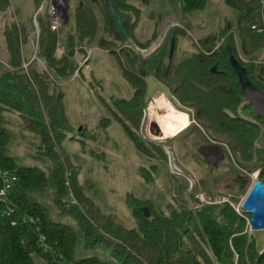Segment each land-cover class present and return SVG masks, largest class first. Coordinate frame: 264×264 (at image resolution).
I'll list each match as a JSON object with an SVG mask.
<instances>
[{
    "label": "trees",
    "instance_id": "trees-1",
    "mask_svg": "<svg viewBox=\"0 0 264 264\" xmlns=\"http://www.w3.org/2000/svg\"><path fill=\"white\" fill-rule=\"evenodd\" d=\"M43 1L33 0L38 7ZM225 1L237 11L236 29L229 28L227 23L216 34L199 38L193 43L195 51L177 60L180 39L188 33L184 26H172L163 43L147 58L136 57L127 46L111 9L124 20L130 45L148 49L157 36L152 35L145 43L135 37L141 16L139 8L127 0H74L71 22L60 33L66 48V54L60 59L55 56L58 34L50 30L44 18L36 16L40 28L37 56L46 62V71L36 61L31 62L27 70L22 67L21 44L27 40L26 26L9 21L10 0H0L7 64L13 68L10 70L0 64L3 70L0 73V168L18 176L10 192L15 205L12 217L15 224L12 219L2 218L0 203V264H36V258L45 264H264V249L260 253L247 231L245 217L250 214L242 211L244 216L239 215L226 202L207 204L198 210L168 204L161 210L155 209L149 199L141 200L128 194L137 228H127L112 214L97 207L93 199L83 195L77 184L81 168L62 145L73 129L66 117L64 92L56 85L54 77L71 78L79 65L75 54L85 55L87 49L98 47L114 55L135 90L130 106L124 107L122 115L114 116V120L121 124L141 154L167 158L162 144L144 139L138 132L143 108L150 101L146 78L152 76L180 108L193 110L195 123L213 142L229 149L236 165L233 172L259 169L258 180L264 182V156L260 160L255 155V145L261 136L260 122H264V118L252 111L248 94L229 63L227 49L231 47V54L246 68L250 81L264 95V34H257L251 28L261 22L262 0ZM205 4V0H191L187 7L198 10ZM236 39L246 61L238 55ZM241 107L258 121L243 117L239 113ZM8 110L20 115L27 131L40 136L38 158L51 163L50 174L35 164L19 165L9 154L11 135L4 126V112ZM107 123L105 118L102 124ZM66 181L70 182L78 205L64 199L69 193ZM51 187L53 204L62 208L58 215L76 219L83 235L82 247L103 245L109 249L113 260L96 255L76 257L80 239L74 227L54 219L51 210L42 203ZM145 206L149 208V218L143 211ZM65 209L72 215L64 214ZM23 218L35 221L24 222ZM42 236L46 238L47 249L40 242Z\"/></svg>",
    "mask_w": 264,
    "mask_h": 264
},
{
    "label": "rangeland",
    "instance_id": "rangeland-1",
    "mask_svg": "<svg viewBox=\"0 0 264 264\" xmlns=\"http://www.w3.org/2000/svg\"><path fill=\"white\" fill-rule=\"evenodd\" d=\"M189 1L191 0H151L145 3L143 0H127L141 10V16L135 29L136 36L134 35L137 40L145 43L152 35L157 36L148 49L127 44L135 52L136 57L147 58L163 43L168 34L166 29L172 26H184L188 32L178 44L177 60L195 51L193 43H196L199 38L216 34L227 23L229 28L236 29L237 11L227 5L225 0H205V7L198 10H189L187 7ZM43 3L38 7L33 0H10V7L7 10L8 20L17 21L26 26L27 40L21 44L25 62H29L34 56L35 46L29 36L35 30L36 25L39 27L36 16L38 15L40 19L44 18L48 26L47 4ZM73 7L74 0H70V11ZM1 27L0 23V64L9 67ZM236 44L239 57L246 61L238 39H236ZM87 54L88 52L85 55L76 53L74 56L79 63L78 67L84 62L88 65V68L84 67L80 70L79 78L58 79L54 77L56 85L64 92L66 117L73 129L66 135L62 145L72 161L81 168L77 184L81 186L85 197L93 199L97 207L105 213L112 214L129 229H136L137 221L133 216L134 206L127 201L128 194L141 200L149 199L153 202L155 209L161 210H164L168 204L177 207L187 206L193 210L202 209L207 204H222L224 203L223 198L228 193L231 194V202L234 205L244 202L253 184L258 180L260 170L233 172L232 169L236 165L229 149L224 144L213 142L193 121V110L183 109L182 106L180 108L167 89L152 76L146 78V94L150 101L143 108V119L138 132L144 139L162 144L167 158H151L141 154L121 124L114 120V116L122 115V111H125L124 107L130 106L129 101L135 91L124 77L121 64L116 61L113 54L98 47L92 48L88 61L85 59ZM122 58L120 56V59ZM36 62L42 69L40 63ZM1 69L0 67V73L3 72ZM160 94L165 96L174 105L173 107L189 115V125L174 137L162 138L160 136L162 130L157 117L165 110L157 109L155 119L148 124V110L154 102V97ZM247 101L252 104L254 112L253 100L247 99ZM257 106L262 114L258 116L264 118L263 104L258 102ZM239 113L243 117L258 121L249 110L243 107L239 109ZM105 118L108 119V123L102 124ZM260 123L261 136L258 144L255 145V155L262 160L264 122ZM4 126L11 135L8 152L18 164H35L50 174L51 163L38 158V147L41 146L40 136L27 131L20 115L10 110L4 112ZM146 127H149L153 134L159 135V140H154L148 135ZM213 144L221 148V151L213 147ZM66 175L68 178L67 172ZM69 181H66V187L67 183L71 187ZM67 191L69 192V188ZM53 192L54 189L49 188L42 198V203L51 210L54 219L68 222L74 227L80 239L76 257L96 255L107 261L113 260L109 249L103 245L86 249L82 247L83 235L76 219L71 216L58 215L62 208L53 204ZM68 197L65 196L64 199L67 200ZM76 201L78 205V198ZM67 213L68 210L65 209L64 214ZM68 215L72 213L69 211ZM245 218L249 221L250 216L247 215ZM247 231L262 253L264 230L251 231L248 226ZM36 264H45V262L36 258Z\"/></svg>",
    "mask_w": 264,
    "mask_h": 264
},
{
    "label": "built area",
    "instance_id": "built-area-1",
    "mask_svg": "<svg viewBox=\"0 0 264 264\" xmlns=\"http://www.w3.org/2000/svg\"><path fill=\"white\" fill-rule=\"evenodd\" d=\"M43 4H47V24L48 27L52 32H55L58 34L59 39L56 45V51H55V56L57 58H62L66 54V48L64 42L60 39V33L62 30H64L66 26V16L70 17V0H44ZM262 3V19L261 22L256 23L252 25V30L255 31L257 34H264V0L261 1ZM39 36H40V29L38 25H36L35 30L30 34L29 38L32 40L35 46V51H34V56L29 62H22V67L27 70L29 64L33 61H38L42 67V69L47 71V65L46 62L41 60L37 56V47H38V41H39ZM92 50H87L88 54L85 56L86 61L89 60V54L91 53ZM88 68V65L86 62L82 63L80 67L77 68L75 73L73 74V79L74 78H79L80 77V70L82 68ZM10 70H13L12 67H8ZM193 113V111H192ZM193 119V118H192ZM194 121V119H193ZM195 122V121H194ZM258 144V143H256ZM18 181V176L11 172L8 169H3L0 168V182H1V187H0V203L2 204V213L1 216L4 219H12L15 213V205L10 199V192L12 191L15 183ZM67 188H69V193H68V199L72 204H76L77 201L71 191V188L69 184L67 183ZM223 202L230 203L231 206L236 210V212L239 215H242V204L239 205H234L231 202V194L228 193L224 198ZM241 206V207H240ZM29 220L30 222H34L35 220L33 218H23V221L26 222ZM248 221V220H247ZM12 224H15V220L12 219ZM248 226H250V222L248 221ZM40 242L42 243V246L44 248H48L46 244V238L44 236L41 237Z\"/></svg>",
    "mask_w": 264,
    "mask_h": 264
},
{
    "label": "water",
    "instance_id": "water-1",
    "mask_svg": "<svg viewBox=\"0 0 264 264\" xmlns=\"http://www.w3.org/2000/svg\"><path fill=\"white\" fill-rule=\"evenodd\" d=\"M111 12L118 23L119 29L122 33V35L125 37L126 43L130 44L131 41L127 35L126 28H125V22L123 19L118 17L114 11L111 9ZM69 16H66V26L69 23ZM173 49V44L171 48V53ZM209 49V48H208ZM228 52L230 54L229 57V63L231 67L234 69L239 83L242 87V89L248 94L247 99L253 100L254 104V112L257 115H262L260 113V108H258L257 103L255 101L254 95L258 94L262 101L264 102V95L262 92L257 89L253 83L250 81L247 70L245 67H243L235 56L231 54V47L227 46ZM215 70V68H213ZM13 82V81H11ZM264 116V114H263ZM213 147L217 148L219 151H221V148L216 146V144H213ZM242 210L248 214H250V229L251 231H257V230H264V182L261 180H257L252 188L250 189L246 199L244 200L242 204ZM143 211L145 213L146 218L150 217V212L148 208H143Z\"/></svg>",
    "mask_w": 264,
    "mask_h": 264
},
{
    "label": "bare ground",
    "instance_id": "bare-ground-1",
    "mask_svg": "<svg viewBox=\"0 0 264 264\" xmlns=\"http://www.w3.org/2000/svg\"><path fill=\"white\" fill-rule=\"evenodd\" d=\"M256 103L260 102L263 104L261 97L256 94L254 95ZM259 100V101H258ZM149 107V106H148ZM159 110H165L162 115L157 117V120L161 125V134L162 138L174 137L180 131L184 130L190 123L189 116L185 112L177 110L172 104L163 96L162 94L154 97V102L149 108V123L151 120L155 119V113ZM157 114V113H156ZM157 122V121H156ZM160 128V127H159ZM148 135H150L154 140H159V135L153 134L149 127H146Z\"/></svg>",
    "mask_w": 264,
    "mask_h": 264
},
{
    "label": "crops",
    "instance_id": "crops-1",
    "mask_svg": "<svg viewBox=\"0 0 264 264\" xmlns=\"http://www.w3.org/2000/svg\"><path fill=\"white\" fill-rule=\"evenodd\" d=\"M175 24H176V23H175ZM170 28H171V27H170ZM170 28H169V29H170ZM169 29H166V30L169 31ZM166 30H165V31H166ZM168 31H167V33H168ZM135 35H136V30H135ZM93 48H95V47H93ZM87 50H88V51H89V50H92V48L87 49ZM87 50H86V51H87ZM71 78L73 79V77H71ZM170 103H171V102H170ZM171 104H172V103H171ZM172 106H174V105L172 104ZM177 110H178V109H177ZM182 112H183V111H182ZM185 113H186V112H185ZM186 114H188V113H186ZM188 116H189V115H188Z\"/></svg>",
    "mask_w": 264,
    "mask_h": 264
},
{
    "label": "flooded vegetation",
    "instance_id": "flooded-vegetation-1",
    "mask_svg": "<svg viewBox=\"0 0 264 264\" xmlns=\"http://www.w3.org/2000/svg\"><path fill=\"white\" fill-rule=\"evenodd\" d=\"M155 51V50H154Z\"/></svg>",
    "mask_w": 264,
    "mask_h": 264
}]
</instances>
